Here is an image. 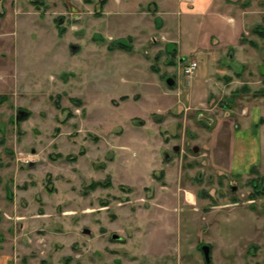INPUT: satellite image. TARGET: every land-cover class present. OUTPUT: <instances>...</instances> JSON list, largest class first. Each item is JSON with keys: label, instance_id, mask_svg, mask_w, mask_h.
Segmentation results:
<instances>
[{"label": "rangeland", "instance_id": "obj_1", "mask_svg": "<svg viewBox=\"0 0 264 264\" xmlns=\"http://www.w3.org/2000/svg\"><path fill=\"white\" fill-rule=\"evenodd\" d=\"M161 5L0 0V239L18 264H264V124L240 145L257 164L231 167L234 120L264 119V46L248 90L210 81L212 28L179 8L156 23Z\"/></svg>", "mask_w": 264, "mask_h": 264}, {"label": "crops", "instance_id": "obj_2", "mask_svg": "<svg viewBox=\"0 0 264 264\" xmlns=\"http://www.w3.org/2000/svg\"><path fill=\"white\" fill-rule=\"evenodd\" d=\"M160 1L162 3V8H160L157 13L156 23L162 24L166 22L169 19V16H173L175 13L174 10L179 8L192 13L194 15L193 21H198L200 18V20L206 21V24L212 28L210 38H215L214 43L219 44V48H210L209 51L205 48L201 49L202 58L205 60L208 70H210L208 75V79L210 81L213 80V82H219L220 80H224L227 81L224 83L225 85L233 83L241 86L242 89L240 90H248L249 86L255 84V73H253L249 67L251 62L250 60L253 56H255L256 50L264 46V37H262L255 29L257 25H260L262 22L264 23V0ZM226 17L228 18V21H230L231 25L222 28V30L219 31L218 23L221 22L222 18ZM232 51L233 53H231ZM225 55H230L229 58L232 60L228 70L223 69L219 65L224 60L223 58ZM172 79V85L176 87L178 84L177 80L175 78ZM183 111L185 110L182 109L175 114H179ZM241 115L242 116L239 118V121L234 120L233 122L235 137L232 139L233 155L231 167L234 169V172L242 174L247 170H252V168L257 164L255 163L257 153L254 157H252V159L243 163L242 157L245 153L242 149H244L247 153V151L251 150L252 147L250 146V149L248 150L247 147H244L245 145H240L245 143V140L250 138L249 136L252 133L255 135L253 132L254 129H256L260 124H264V119L261 116H258V118L249 117L251 120L249 121L247 113L242 112ZM184 119H188V112H184L183 116L177 118L176 126L181 128L184 127L183 130H186V124L183 122L185 121ZM9 236V233L8 235L4 234L3 237L1 236L3 239H0V264H18L17 240L15 238H10Z\"/></svg>", "mask_w": 264, "mask_h": 264}, {"label": "trees", "instance_id": "obj_3", "mask_svg": "<svg viewBox=\"0 0 264 264\" xmlns=\"http://www.w3.org/2000/svg\"><path fill=\"white\" fill-rule=\"evenodd\" d=\"M259 28H262V29H259ZM255 29H256V31H258V33L262 36V37H264V27H262V24H260V25H257L256 27H255ZM118 44V46L116 47V48H120V49H122V48H131L128 44H126V43H124L123 41L122 42H118L117 43ZM111 48L112 49H114L115 48V46L114 45H111ZM124 97H127V96H124ZM57 103H58V101H57ZM58 106H60L59 105V103L57 104ZM30 114H28V116H29ZM28 116H26V117H23V118H20V120L19 121H23L24 119H26ZM255 182H256V184H255ZM255 182H254V186H255V192L257 193V194H264V190H262V187L263 186H261L262 184H260L261 183V181H257V180H255ZM110 180L109 179H106V180H99V181H94V182H92L91 184H90V186L92 187V188H96V187H99V186H108V185H110ZM261 186V187H260ZM260 187V188H259Z\"/></svg>", "mask_w": 264, "mask_h": 264}, {"label": "flooded vegetation", "instance_id": "obj_4", "mask_svg": "<svg viewBox=\"0 0 264 264\" xmlns=\"http://www.w3.org/2000/svg\"><path fill=\"white\" fill-rule=\"evenodd\" d=\"M157 39V38H156ZM171 82H173V79L172 78H170L169 79ZM180 110H182V109H180ZM179 110V111H180ZM176 112H178V111H176ZM197 118H198V120H200L201 122H204L206 125H209V124H213L214 122H213V117H212V122H210L209 121V116H207V115H205L203 112H200L198 115H197ZM210 119H211V117H210ZM207 121V122H206ZM177 148V149H176ZM179 149H180V146L178 145V144H173V150L175 151V152H178L179 151ZM193 150H194V152H196V151H198V146H194L193 147ZM167 154V153H166ZM255 184H256V182H255ZM85 229H88V228H85ZM85 229L83 230L84 232H85ZM112 238H114V239H120L119 238V235H117V234H113V236H112ZM204 245H206V244H202L201 245V250H202V252H203V255H204V258H205V261L207 262V263H209L210 261H211V254H210V260L209 261H207L206 260V256H205V253H204V250H203V246ZM210 246V245H209ZM211 247V246H210Z\"/></svg>", "mask_w": 264, "mask_h": 264}, {"label": "built area", "instance_id": "obj_5", "mask_svg": "<svg viewBox=\"0 0 264 264\" xmlns=\"http://www.w3.org/2000/svg\"><path fill=\"white\" fill-rule=\"evenodd\" d=\"M198 66H199L198 60L196 58H191L190 60L185 62L183 66V72L187 77H191L192 75L195 74Z\"/></svg>", "mask_w": 264, "mask_h": 264}, {"label": "water", "instance_id": "obj_6", "mask_svg": "<svg viewBox=\"0 0 264 264\" xmlns=\"http://www.w3.org/2000/svg\"><path fill=\"white\" fill-rule=\"evenodd\" d=\"M73 50L77 49L78 46L77 45H72L71 46ZM169 83L171 84L172 82L169 80ZM210 121H212V119H209ZM177 149V148H176ZM90 230L89 229H85V232L88 233ZM203 250L206 256V260L209 261L210 260V246L209 245H204L203 246Z\"/></svg>", "mask_w": 264, "mask_h": 264}, {"label": "bare ground", "instance_id": "obj_7", "mask_svg": "<svg viewBox=\"0 0 264 264\" xmlns=\"http://www.w3.org/2000/svg\"><path fill=\"white\" fill-rule=\"evenodd\" d=\"M191 194H192V193H188L187 198H190L191 200H193V197H192Z\"/></svg>", "mask_w": 264, "mask_h": 264}]
</instances>
